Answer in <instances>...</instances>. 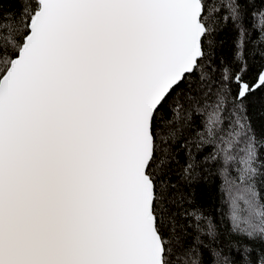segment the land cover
<instances>
[{
    "label": "snow or ice",
    "instance_id": "obj_1",
    "mask_svg": "<svg viewBox=\"0 0 264 264\" xmlns=\"http://www.w3.org/2000/svg\"><path fill=\"white\" fill-rule=\"evenodd\" d=\"M249 7L0 0V264H264V9ZM214 164L219 221L194 199Z\"/></svg>",
    "mask_w": 264,
    "mask_h": 264
},
{
    "label": "trees",
    "instance_id": "obj_2",
    "mask_svg": "<svg viewBox=\"0 0 264 264\" xmlns=\"http://www.w3.org/2000/svg\"><path fill=\"white\" fill-rule=\"evenodd\" d=\"M249 11L255 13L258 9H264V0H249ZM226 14V11L225 13ZM257 18L253 15H249L246 19L248 25L256 23ZM251 30V29H250ZM236 38L235 31L229 27L225 30L219 32L216 35L217 53L218 55L230 56L232 51V44ZM253 40H260L261 37L258 31L252 32ZM222 42V43H220ZM252 116V123L255 127L257 134L264 131V115L260 114L257 110H252L250 112ZM217 165H212V174H206L203 179H201L197 184H195V205L203 209L204 213L216 221H219L222 213L227 212V204L224 203L221 195V186L223 184V177L216 172ZM227 221L221 224L223 229ZM206 260H210V257H206Z\"/></svg>",
    "mask_w": 264,
    "mask_h": 264
}]
</instances>
